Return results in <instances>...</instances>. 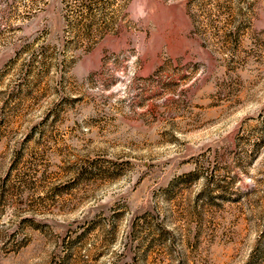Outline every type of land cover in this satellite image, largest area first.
I'll return each mask as SVG.
<instances>
[{
  "label": "rangeland",
  "instance_id": "obj_1",
  "mask_svg": "<svg viewBox=\"0 0 264 264\" xmlns=\"http://www.w3.org/2000/svg\"><path fill=\"white\" fill-rule=\"evenodd\" d=\"M0 264H264V0H0Z\"/></svg>",
  "mask_w": 264,
  "mask_h": 264
}]
</instances>
